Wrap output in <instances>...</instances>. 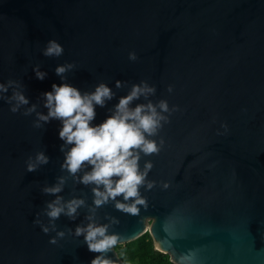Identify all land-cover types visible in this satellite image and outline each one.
<instances>
[{
    "label": "water",
    "instance_id": "95a60500",
    "mask_svg": "<svg viewBox=\"0 0 264 264\" xmlns=\"http://www.w3.org/2000/svg\"><path fill=\"white\" fill-rule=\"evenodd\" d=\"M49 39L63 46L60 57L42 55ZM62 64L73 65L63 82L81 93L100 83L112 90L92 124L140 81L155 92L129 107L167 101V122L150 137L159 151L140 154V169L146 161L152 168L137 214L115 207L132 202L122 197L94 206V185L78 179L89 168L75 177L61 168L69 146L61 151L60 122L37 121ZM10 80L15 86L0 93V264H89L95 255L125 264L115 248L88 251L75 229L89 223L107 225L117 245L149 233L173 264L181 256L188 264H264V0H0V83ZM14 90L29 101L16 113ZM38 152L48 162L27 172ZM60 178L61 192L43 191ZM57 196L84 203L50 221L46 206Z\"/></svg>",
    "mask_w": 264,
    "mask_h": 264
},
{
    "label": "clouds",
    "instance_id": "9594fccd",
    "mask_svg": "<svg viewBox=\"0 0 264 264\" xmlns=\"http://www.w3.org/2000/svg\"><path fill=\"white\" fill-rule=\"evenodd\" d=\"M64 52L63 46L55 39H49L42 55L46 57H60ZM128 59H137L135 52H129ZM73 67L72 64L57 65L55 73L61 77V83L51 85V90L44 92V107L46 114L37 113V121L44 123L55 119L60 122L58 138L63 141L61 151L64 152V145L69 146L64 152V160L61 168L70 175L76 176L82 168L87 166L88 171L80 176L79 182L84 185H94L93 205L99 207L108 202L122 197L123 201L132 200L131 203L116 202L115 207L125 213L137 214L138 205H144L145 200L140 197L139 187L145 184L148 171L152 164L146 161L143 170L139 167L140 154L149 156L159 151L154 139L158 130L167 122L165 115L170 112L166 100H160L156 104L148 102L129 107L132 101L141 96L148 97L154 94L155 87L150 86L145 81L133 84L130 91L119 98L110 115L99 124H92L95 119L96 106L103 107L106 100L113 97L112 90L104 83L95 86L93 91L81 93V91L70 84L63 82V74ZM34 76L38 80H43L45 72L40 71L39 66L32 69ZM15 86L14 81L0 83V93L7 94L9 88ZM115 87H121V82L117 80ZM172 91V87L167 89ZM9 99L15 103L9 108L12 113H16L21 105H27L28 99L21 91H13ZM35 110V106L28 108L24 115H28ZM39 127V123L35 124ZM48 157L42 152L36 153L35 161L29 158L26 161V171L33 172L38 165L46 164ZM63 179L52 187H45L43 191L55 195L62 191ZM146 187L151 189L152 182H148ZM167 187V185H165ZM84 201L72 199L61 203V198H57L48 203L46 215L50 221H54L61 214L73 217L77 209L83 205ZM39 223V221H35ZM41 230L47 234L49 229L41 225ZM63 232H58L57 236L62 237ZM75 235L84 237V244L89 252L106 253L112 250L119 241L117 235L107 234V225H96L89 223L81 228L75 229ZM50 243H56L55 238H50ZM189 257L181 256L178 264H188ZM89 264H112L103 255H95Z\"/></svg>",
    "mask_w": 264,
    "mask_h": 264
},
{
    "label": "trees",
    "instance_id": "16d2710c",
    "mask_svg": "<svg viewBox=\"0 0 264 264\" xmlns=\"http://www.w3.org/2000/svg\"><path fill=\"white\" fill-rule=\"evenodd\" d=\"M114 248L125 264H173L168 255L154 249L149 233Z\"/></svg>",
    "mask_w": 264,
    "mask_h": 264
}]
</instances>
